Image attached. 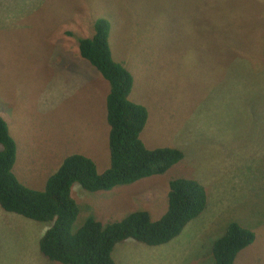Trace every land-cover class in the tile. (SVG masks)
Instances as JSON below:
<instances>
[{
  "label": "rangeland",
  "instance_id": "1",
  "mask_svg": "<svg viewBox=\"0 0 264 264\" xmlns=\"http://www.w3.org/2000/svg\"><path fill=\"white\" fill-rule=\"evenodd\" d=\"M100 18L112 59L132 76L129 100L148 112L142 143L183 158L109 191L73 184L72 231L138 211L155 222L169 182L190 179L205 189L203 213L168 244H117L114 264H214L212 244L233 222L254 234L234 264H264V0H0V117L16 143L13 174L41 191L69 155L108 168L109 87L77 42ZM49 225L0 209V264H58L38 250Z\"/></svg>",
  "mask_w": 264,
  "mask_h": 264
},
{
  "label": "trees",
  "instance_id": "2",
  "mask_svg": "<svg viewBox=\"0 0 264 264\" xmlns=\"http://www.w3.org/2000/svg\"><path fill=\"white\" fill-rule=\"evenodd\" d=\"M109 34V22L100 18L93 22L92 35L77 41L79 56L109 87L105 100L109 166L105 171L98 173L90 158L72 154L65 157L47 178L43 190L26 187L13 174L16 143L9 134L7 123L0 117V209L30 221L50 224L38 240V250L51 263L114 264L112 250L126 240L146 247L168 244L201 215L207 205L201 184L176 178L168 184L166 210L157 221L152 222L147 212L138 211L104 225L90 218L72 231L79 214L71 197L73 184L87 192L109 191L162 175L183 158L177 149L150 150L142 143L140 134L148 112L144 106L129 100L133 79L121 63L112 59ZM253 241L251 231L230 223L212 244L214 264H234L238 253Z\"/></svg>",
  "mask_w": 264,
  "mask_h": 264
}]
</instances>
